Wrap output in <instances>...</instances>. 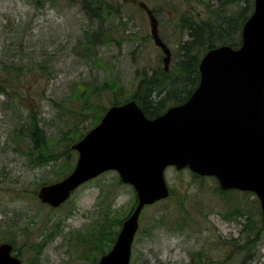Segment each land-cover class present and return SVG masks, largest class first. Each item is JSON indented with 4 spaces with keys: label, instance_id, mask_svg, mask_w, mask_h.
<instances>
[{
    "label": "rangeland",
    "instance_id": "1",
    "mask_svg": "<svg viewBox=\"0 0 264 264\" xmlns=\"http://www.w3.org/2000/svg\"><path fill=\"white\" fill-rule=\"evenodd\" d=\"M97 1L106 4L102 25L110 36L90 46L85 35L99 24L82 0H0V238L15 240L22 264L36 263L28 248L34 242H43L39 264L81 263L76 231L115 216L123 220L133 208V187L113 170L82 184L55 208L37 192L71 171L63 174L77 157L71 146L122 97L112 84L129 95L143 77L176 74L178 45L187 38L163 0ZM204 1L172 3L202 16ZM140 3L151 9L157 35L170 51L166 68ZM32 120L45 135L47 155L55 156L43 164L36 162ZM165 179L169 196L143 208L130 264H264L254 194L235 191L225 203L214 177L200 178L186 168L168 167ZM258 217L262 228L255 236L251 225Z\"/></svg>",
    "mask_w": 264,
    "mask_h": 264
},
{
    "label": "water",
    "instance_id": "2",
    "mask_svg": "<svg viewBox=\"0 0 264 264\" xmlns=\"http://www.w3.org/2000/svg\"><path fill=\"white\" fill-rule=\"evenodd\" d=\"M237 48L219 45L201 57L199 82L190 96L148 118L134 99L110 105L100 121L71 147L76 163L66 176L43 184L37 196L52 207L83 182L115 170L130 184L136 203L98 264H129L139 216L146 204L168 196L167 166L215 176L221 189L253 192L264 228V0H254ZM151 21L154 42L170 51ZM0 264H22L10 242L0 243Z\"/></svg>",
    "mask_w": 264,
    "mask_h": 264
},
{
    "label": "trees",
    "instance_id": "3",
    "mask_svg": "<svg viewBox=\"0 0 264 264\" xmlns=\"http://www.w3.org/2000/svg\"><path fill=\"white\" fill-rule=\"evenodd\" d=\"M163 1L168 4L173 16L177 17L176 25H179L182 30H186L187 33V38L183 39L178 45L179 54L174 63L176 74L164 73L156 77L154 75L143 77L138 82L136 89L129 95H123L124 87L121 89L116 83H113L111 86L114 91L122 90V97L112 104H119L133 98L149 118L158 116L169 106L179 104L190 96L199 82L198 66L206 50L222 44H228L235 48L239 46L241 42V27L253 9V0H208L207 2L204 1L207 8L206 14L198 16L194 13L196 9L194 7H184L178 10V7L173 5V0ZM90 4L93 6H90ZM82 5L84 6L85 13L98 21L99 24L94 32L86 33L85 35L86 43L91 46L95 40L98 39L97 41H100L103 37L110 36L108 28H104L102 25L103 17L101 14L106 4L97 0H82ZM99 119L97 117L95 123ZM29 130L30 138L34 142L33 149L39 151V155L35 156L36 162L43 164L55 157L54 155H47L46 149L48 145L45 143V135L34 120L30 122ZM78 134L79 131H75V135ZM75 160L71 165H68L70 167L63 174L72 169ZM193 175L200 178L204 177L195 173ZM218 188L219 194L225 199V203H231V194L235 191L243 195L253 194L247 191ZM254 201L257 203L256 208L258 213L261 214L256 197H254ZM234 209L242 211V207L238 209L237 205H235ZM259 217L257 223L253 222L251 225V228H255L256 226L255 236L262 228ZM121 222L122 216H115L108 222L102 224L96 223V225L86 227V231H76L74 242H77L78 246H82L79 254L83 258L81 259V263L77 261L73 264H97L98 256L105 253L113 244ZM13 236H15V233ZM3 240H9L8 242L12 243L14 248L15 240L13 238H0V242ZM245 242H248V239ZM42 245L43 242L29 244L28 248L33 254L31 259L33 262H36L35 264H39L38 254Z\"/></svg>",
    "mask_w": 264,
    "mask_h": 264
}]
</instances>
